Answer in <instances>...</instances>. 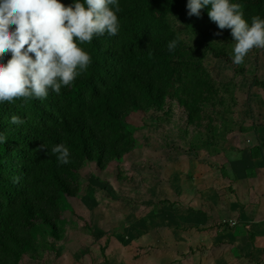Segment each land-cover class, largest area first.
Here are the masks:
<instances>
[{"label":"trees","instance_id":"16d2710c","mask_svg":"<svg viewBox=\"0 0 264 264\" xmlns=\"http://www.w3.org/2000/svg\"><path fill=\"white\" fill-rule=\"evenodd\" d=\"M132 2L119 0L116 36L105 33L82 45L92 63L71 86L59 94L49 90L44 99L0 102V133L7 137V143H0V264L62 263L59 241L69 229L66 205L79 201L83 172L107 179L132 151L136 142L130 126L136 113L151 111L170 126L177 122L185 128L178 134L200 126L206 81L186 63L184 43L166 12L136 20ZM232 2L242 5L249 23L264 11V0ZM208 10L202 9L199 17L218 28ZM173 39L177 47L169 52ZM8 59L10 54L0 62ZM12 115L24 123L12 124ZM60 143L69 148L70 163L60 164L51 153ZM119 173L118 167L115 175ZM105 251L106 245L100 246L101 264L109 262Z\"/></svg>","mask_w":264,"mask_h":264},{"label":"rangeland","instance_id":"374dc122","mask_svg":"<svg viewBox=\"0 0 264 264\" xmlns=\"http://www.w3.org/2000/svg\"><path fill=\"white\" fill-rule=\"evenodd\" d=\"M186 5L187 0H133L129 9L136 20L166 12L176 38L184 43L186 63L206 81V102L201 107L200 126H188L186 134H178L185 128L177 122L170 126L158 122L151 111L136 113V123L130 126L136 142L132 151L109 171L107 179L97 172H83L79 201L67 203L69 229L59 241L60 264H101L99 248L103 245H106L108 264H158L147 259L148 252L168 264H175L180 254L190 255L188 248L195 246V236L184 243L169 242L185 240L178 226L193 231L189 227L191 223L196 225V219L190 214L184 217L179 214V208H175L176 199L184 193L179 180L197 175L195 182L201 186L208 184L213 189L203 192L205 198L214 206L218 204L217 208L224 206L223 199L231 192L229 181L220 185L230 173L226 160L233 163L241 153L248 159L237 162L239 171L252 181L251 188L255 187L258 197L248 196L247 203L254 205L259 200L264 203V195H261L264 194V151L258 155L252 150L253 146L264 143V49H253L242 65L234 64L231 31L211 29L206 19L189 16ZM255 16L264 19V11L252 17ZM217 32L220 35H216ZM242 83L250 84L251 92H246ZM239 132L241 135L237 134ZM256 134L261 137L259 141L254 138ZM258 149L261 152L262 148ZM183 163L190 167L186 174L181 170ZM223 164L222 169L219 166ZM118 167L120 173L115 175ZM211 175L216 177L214 181ZM233 186L243 192L249 188ZM192 194V190H187L182 201H190ZM61 195L59 199H63ZM160 206L162 216L172 222L166 227L157 225L154 217L149 223L146 216L147 211L153 207L161 209ZM236 210L239 211L238 207ZM159 212L155 215L159 216ZM222 236L215 233L214 239L222 240ZM152 242H169L170 249L166 248L158 258ZM148 244L152 247L145 250ZM87 249L91 253L83 256ZM191 255L196 256V253L191 252ZM148 260L151 263L146 262Z\"/></svg>","mask_w":264,"mask_h":264},{"label":"clouds","instance_id":"9594fccd","mask_svg":"<svg viewBox=\"0 0 264 264\" xmlns=\"http://www.w3.org/2000/svg\"><path fill=\"white\" fill-rule=\"evenodd\" d=\"M208 7L209 19L220 31L229 29L234 41L233 63L242 65L253 49H264V19H245L242 5L232 0H187V14L201 15ZM119 0H0V102L32 98L44 99L49 90L56 94L69 87L87 71L92 58L82 45L107 33L116 36L120 30ZM216 35H220L217 32ZM173 39L167 50L173 52ZM10 122L22 125L17 115ZM0 143H7L0 133ZM60 164L71 162L65 144L51 148Z\"/></svg>","mask_w":264,"mask_h":264},{"label":"crops","instance_id":"0c3cea01","mask_svg":"<svg viewBox=\"0 0 264 264\" xmlns=\"http://www.w3.org/2000/svg\"><path fill=\"white\" fill-rule=\"evenodd\" d=\"M242 86L246 87V92H251L250 89L252 86L250 84L244 85L242 83ZM241 133L242 132H239L237 134L241 135ZM254 138H256V141L261 139L258 134H256ZM249 141L250 139L247 142ZM258 147L262 148L261 152ZM263 148L264 143L263 145L259 144L258 146H253L252 150L254 154L259 155L262 153V150L264 151ZM245 151L249 154L247 150ZM246 159H248V156L245 153H241L239 158H236L233 163H231L232 160H226L227 163L225 165L228 169H230V173L226 175L228 180L223 179L220 182V185H223L222 182L225 185L226 181H229V191L231 192L228 197L223 199L225 202L224 206L218 208V204L214 206L209 198H205V191H212L213 189H210L211 186L208 184L201 186L200 183L195 182L198 177L197 175H195L196 177L192 176L190 178L187 177L179 180L181 191L184 193L181 194V197L176 199L175 208L178 207L179 214L182 213L184 217H189L190 214L192 219H196V225H193L190 222L191 225L189 228L193 231L184 229V226H178V229L182 231L185 240L178 242L179 239H176L174 241L170 240L169 242L184 243L193 236H195L197 242L195 246H190L188 248L190 255H188V253L180 254L182 256L179 258V260H176L175 264H264V203L260 200L257 203H254V205L247 203L248 196L249 198L254 196L256 199H258V197L255 187L254 189L251 188L252 181H250L248 177H245L246 175L244 173L241 174L239 171L240 168L237 162ZM189 168L190 167L187 163H183L181 166V170L185 172V174L190 170ZM240 174L241 176H238ZM202 175H205V173ZM231 175H233L232 178L230 177ZM210 178L212 181H214L216 177L211 175ZM233 185L238 187L239 185H246L249 188L247 191L243 192V190L240 191V189H236ZM202 187H204V189H202ZM187 190H192L193 194L190 201L184 202L182 199L185 196ZM238 192L241 193V196L237 195ZM237 207L239 211L236 210ZM159 208L161 209L157 210L153 207L147 211L146 216L149 219L148 222L152 223V219L154 217L157 219L155 221L157 225L164 224V227H166L167 225L172 224V222L169 221V217L162 216L161 213H164L161 212L163 209L162 206ZM159 210V216L155 215ZM200 220L202 223L199 222ZM141 229L143 230V227H141L140 230ZM149 229L150 228H147V230ZM158 231L160 230L158 229ZM215 233H218L220 236L223 235L222 240L214 239ZM169 242H152L153 247L156 248V251L158 252V258L159 254H163L166 248L170 249V246H168ZM150 247L152 246L148 244V246L144 248L146 250ZM195 249L196 251H194ZM191 252L196 253V256L191 255ZM146 257L149 260H155L158 264H168L167 262L161 263L163 258H159L157 260L153 253L150 254L148 252ZM149 260L146 262H150Z\"/></svg>","mask_w":264,"mask_h":264}]
</instances>
